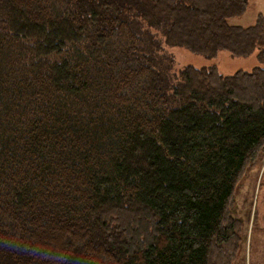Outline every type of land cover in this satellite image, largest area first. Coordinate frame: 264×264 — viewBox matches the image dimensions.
I'll use <instances>...</instances> for the list:
<instances>
[{
    "label": "trees",
    "instance_id": "16d2710c",
    "mask_svg": "<svg viewBox=\"0 0 264 264\" xmlns=\"http://www.w3.org/2000/svg\"><path fill=\"white\" fill-rule=\"evenodd\" d=\"M245 9L0 0V264L234 263L264 158V18L227 22ZM169 48L260 67L174 72Z\"/></svg>",
    "mask_w": 264,
    "mask_h": 264
},
{
    "label": "rangeland",
    "instance_id": "374dc122",
    "mask_svg": "<svg viewBox=\"0 0 264 264\" xmlns=\"http://www.w3.org/2000/svg\"><path fill=\"white\" fill-rule=\"evenodd\" d=\"M258 14L264 18V0H246L245 12L227 22L231 26L246 28L253 25ZM166 51L172 57L174 72L185 66L195 69L214 66L221 76H230L238 71L250 72L260 67L256 62V52L244 59H232L223 52H219L215 58H207L179 48ZM263 180L264 158L259 167L250 172L235 189L230 214L242 225V243L233 264H264V225L253 221L255 205L264 197V186L261 194L259 192Z\"/></svg>",
    "mask_w": 264,
    "mask_h": 264
}]
</instances>
